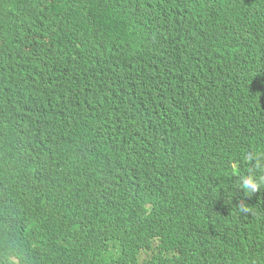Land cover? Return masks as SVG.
Here are the masks:
<instances>
[{
    "label": "trees",
    "instance_id": "1",
    "mask_svg": "<svg viewBox=\"0 0 264 264\" xmlns=\"http://www.w3.org/2000/svg\"><path fill=\"white\" fill-rule=\"evenodd\" d=\"M85 5L0 0V264H264V0Z\"/></svg>",
    "mask_w": 264,
    "mask_h": 264
},
{
    "label": "clouds",
    "instance_id": "2",
    "mask_svg": "<svg viewBox=\"0 0 264 264\" xmlns=\"http://www.w3.org/2000/svg\"><path fill=\"white\" fill-rule=\"evenodd\" d=\"M66 6L77 10V11H88L92 6L85 5L87 1L95 0H61ZM71 100V97L68 98ZM35 99L31 97L28 93L23 90H19L15 95L11 104L7 109L14 112L18 119L29 118L35 108ZM4 115L0 114V117ZM81 123L75 127H81ZM62 144V143H61ZM63 147L74 148L69 145L62 144ZM262 165L259 160L257 161L256 167L260 168ZM96 181L102 186L104 194L107 196L109 201L114 204H124L130 207L139 204L141 215L148 217L149 211L151 209V189L145 185L143 180L139 181L137 185L120 189L117 187L113 180L106 176H101L96 179ZM261 185H264V175L256 177L255 175H248L243 178V183L241 187L248 193L257 192ZM241 211H246L245 208H241ZM143 257H141L142 259Z\"/></svg>",
    "mask_w": 264,
    "mask_h": 264
}]
</instances>
